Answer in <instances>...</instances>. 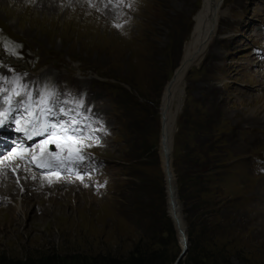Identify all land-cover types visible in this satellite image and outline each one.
Returning a JSON list of instances; mask_svg holds the SVG:
<instances>
[{
  "label": "rangeland",
  "instance_id": "rangeland-1",
  "mask_svg": "<svg viewBox=\"0 0 264 264\" xmlns=\"http://www.w3.org/2000/svg\"><path fill=\"white\" fill-rule=\"evenodd\" d=\"M38 1L0 0V73L88 92L87 174L78 165L56 174L63 182L0 196V264H175L160 106L203 0ZM220 12L170 95L173 110L181 102L171 163L188 241L178 264H264V0H224Z\"/></svg>",
  "mask_w": 264,
  "mask_h": 264
},
{
  "label": "bare ground",
  "instance_id": "bare-ground-1",
  "mask_svg": "<svg viewBox=\"0 0 264 264\" xmlns=\"http://www.w3.org/2000/svg\"><path fill=\"white\" fill-rule=\"evenodd\" d=\"M223 2L224 0H203L201 8L198 10V12L195 14L194 17L195 24H194V30L190 34L191 41L189 42V44L187 43L188 45L185 48L184 55L181 59L180 65L174 71V75H173L174 77H172L170 82L167 84L168 86L165 87L162 103L160 106V111H161L160 112L161 114L160 153H161V159H162L165 178H166L165 182H166L167 210L177 230V235L181 244V249L185 248L186 244L188 246V241L186 238L185 222L183 220L181 209L177 201V193L175 187L176 178L174 177V173L172 170V163H171V149H172L171 146H172V136H173L172 127L175 121V114L179 111L181 102L179 103L177 102L175 105L176 110L175 109L173 110L171 108L172 100L170 95H175L176 98H179L180 97L179 95L181 94V92H183L182 90L183 76L188 72L187 69L190 68L194 62H196L201 58L202 54L206 50L207 45L212 40L213 30L216 29L217 21L219 23V19L222 15L220 9ZM2 78H4L7 82H10L13 86L20 83L17 80V78L14 76H9V77L2 76ZM8 101L9 100L3 99V97L0 96V111L3 110V108L6 106ZM16 108H17L16 106H11V110L6 111V115L4 116L5 124L10 122L11 118L17 116V115L9 116V113L13 114L12 111L14 112ZM257 113L258 111L256 110L252 114V116H254L255 119ZM262 120H264V116L262 117ZM24 126L27 125L25 124ZM11 130H12L11 125L8 124L7 133H5L7 139L12 138ZM3 144L4 143L0 144V149L5 150ZM7 151L8 152L7 154L4 155V157H0V196H2L6 192V194H8L11 197L12 193L16 192L19 188H22L23 191L26 192L30 180L32 182L31 183L32 186L51 185L50 182L53 183L54 181H57V183L63 182V180L61 179L56 180L58 176H56V174L54 173L47 172L49 175L39 176L37 174V171L35 170L33 171L32 167L29 168L26 165L27 155L25 154V152L20 154L19 156H16L15 153L10 152L9 149ZM47 151L48 149H46V152L42 153L43 157L48 156L50 154ZM50 155L54 156L52 153ZM28 165L31 164L28 163ZM8 175L14 176L13 178L15 179V181L16 179L19 180L17 186L14 185L15 183L12 184L11 182L12 179L9 178ZM35 176H37V178L40 179L38 181L34 180ZM3 208H7V206L0 207V209Z\"/></svg>",
  "mask_w": 264,
  "mask_h": 264
},
{
  "label": "snow or ice",
  "instance_id": "snow-or-ice-1",
  "mask_svg": "<svg viewBox=\"0 0 264 264\" xmlns=\"http://www.w3.org/2000/svg\"><path fill=\"white\" fill-rule=\"evenodd\" d=\"M117 27L119 26L117 25ZM10 54L17 55V53L15 52H11ZM9 71H12V69L10 68ZM0 79H4V78L0 77ZM15 95L20 96L21 93L17 91ZM8 102L11 103V100H9ZM50 103H52L50 99V95L47 100L42 98L41 100L42 106L38 108L37 113H35L34 115L37 116L38 120L41 114L44 115V119H45L44 132L52 133L53 130L59 129V136L53 138L52 140H49L48 142L55 144L58 148H61L62 151L68 154L69 159L72 162L73 168H76L79 165V170L77 171V178L80 179L81 182H83V176L86 175L87 173L83 169L84 154L80 150V142L78 139V137L84 135V128L80 126V121H79L80 114L75 113V115L72 116L71 110H62L61 119L64 116H69V119L65 120L63 124H61V119H51L52 117L55 116V112H54L55 105H53V107H48L47 105ZM5 115L6 113H0V117H4ZM3 124H4V120L0 119V127H2ZM74 137H76L77 139H74ZM73 156H76L78 159L72 160L71 158ZM61 164H63L65 170H67V164L65 163L64 159L60 156H56L54 159H51L46 163L38 164L37 166L41 168L52 169ZM57 179H59V177H57ZM85 186L87 187L88 185ZM102 186L103 185H100V187Z\"/></svg>",
  "mask_w": 264,
  "mask_h": 264
},
{
  "label": "trees",
  "instance_id": "trees-1",
  "mask_svg": "<svg viewBox=\"0 0 264 264\" xmlns=\"http://www.w3.org/2000/svg\"><path fill=\"white\" fill-rule=\"evenodd\" d=\"M196 166L198 167V168H197L198 170H197L196 168H195V169H191V171H190V172H191L190 175H194V174H196L197 176H196V175H195L194 177L191 176L192 179H191L190 181H196V180L198 179V176H199V175H198V174H199L198 172L200 171L201 167H199V166H200L199 164L196 165ZM199 168H200V169H199ZM199 178L201 179V176H199ZM187 212L190 213L191 211L188 209ZM187 216H188V215H187ZM187 216H186V218H187ZM166 219H167V218H166ZM167 220H168V219H167ZM132 259H133V258H132ZM139 259H140V258H139ZM130 260H131V259H130ZM140 260H142V259H140ZM154 262L156 263V260H154ZM131 263H132V264H136V263H137V264H152V263H151L150 261H148L146 258L143 259V260H142L141 262H139V263H138L137 261H134V262L130 261V262H129V259H128L125 263H117V264H131ZM43 264H51V263H49V262H44Z\"/></svg>",
  "mask_w": 264,
  "mask_h": 264
},
{
  "label": "water",
  "instance_id": "water-1",
  "mask_svg": "<svg viewBox=\"0 0 264 264\" xmlns=\"http://www.w3.org/2000/svg\"><path fill=\"white\" fill-rule=\"evenodd\" d=\"M187 248H188V246H187V244H186L185 248L182 249V251H181L179 257L175 260V264H178L179 261L181 260V258L184 257V255L186 254Z\"/></svg>",
  "mask_w": 264,
  "mask_h": 264
}]
</instances>
